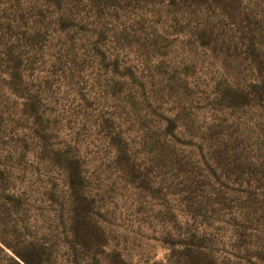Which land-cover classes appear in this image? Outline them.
Masks as SVG:
<instances>
[{"label":"rangeland","instance_id":"1","mask_svg":"<svg viewBox=\"0 0 264 264\" xmlns=\"http://www.w3.org/2000/svg\"><path fill=\"white\" fill-rule=\"evenodd\" d=\"M264 264V0H0V264Z\"/></svg>","mask_w":264,"mask_h":264},{"label":"trees","instance_id":"2","mask_svg":"<svg viewBox=\"0 0 264 264\" xmlns=\"http://www.w3.org/2000/svg\"><path fill=\"white\" fill-rule=\"evenodd\" d=\"M26 264H31V263H29L28 261H26Z\"/></svg>","mask_w":264,"mask_h":264}]
</instances>
